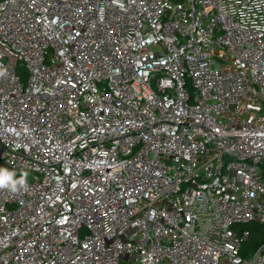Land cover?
<instances>
[{"label":"built area","instance_id":"2783aa9c","mask_svg":"<svg viewBox=\"0 0 264 264\" xmlns=\"http://www.w3.org/2000/svg\"><path fill=\"white\" fill-rule=\"evenodd\" d=\"M0 167V264H264V0H0Z\"/></svg>","mask_w":264,"mask_h":264},{"label":"trees","instance_id":"16d2710c","mask_svg":"<svg viewBox=\"0 0 264 264\" xmlns=\"http://www.w3.org/2000/svg\"><path fill=\"white\" fill-rule=\"evenodd\" d=\"M20 73L23 80H26L27 71L23 67H21ZM242 226L250 230V237L248 238L243 248H245V251L246 249L255 251L257 248H259L260 245L264 243V224H260L258 222H250Z\"/></svg>","mask_w":264,"mask_h":264},{"label":"clouds","instance_id":"9594fccd","mask_svg":"<svg viewBox=\"0 0 264 264\" xmlns=\"http://www.w3.org/2000/svg\"><path fill=\"white\" fill-rule=\"evenodd\" d=\"M27 172L21 173L19 178H16V172L4 167H0V189H7L11 192H16L18 187H26Z\"/></svg>","mask_w":264,"mask_h":264}]
</instances>
